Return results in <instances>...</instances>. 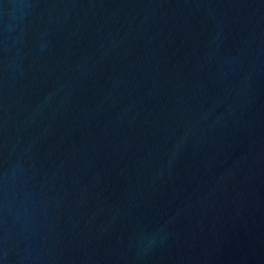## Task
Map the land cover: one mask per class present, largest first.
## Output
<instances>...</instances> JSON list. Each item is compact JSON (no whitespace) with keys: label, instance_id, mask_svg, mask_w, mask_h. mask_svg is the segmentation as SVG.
Returning <instances> with one entry per match:
<instances>
[{"label":"water","instance_id":"obj_1","mask_svg":"<svg viewBox=\"0 0 264 264\" xmlns=\"http://www.w3.org/2000/svg\"><path fill=\"white\" fill-rule=\"evenodd\" d=\"M0 264H264V0H0Z\"/></svg>","mask_w":264,"mask_h":264}]
</instances>
